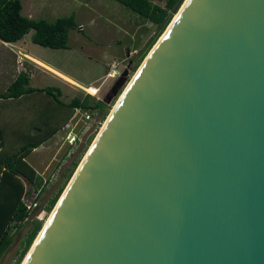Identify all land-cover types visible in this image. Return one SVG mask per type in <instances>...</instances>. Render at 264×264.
<instances>
[{"label": "water", "instance_id": "95a60500", "mask_svg": "<svg viewBox=\"0 0 264 264\" xmlns=\"http://www.w3.org/2000/svg\"><path fill=\"white\" fill-rule=\"evenodd\" d=\"M23 264H264V0L186 1Z\"/></svg>", "mask_w": 264, "mask_h": 264}, {"label": "trees", "instance_id": "16d2710c", "mask_svg": "<svg viewBox=\"0 0 264 264\" xmlns=\"http://www.w3.org/2000/svg\"><path fill=\"white\" fill-rule=\"evenodd\" d=\"M118 1L156 23L157 26L155 34L148 40L145 47L139 52L137 60L132 66V69H135L139 61L146 54L147 50L151 47L147 52L149 53L153 48L185 0H163V4L152 0ZM21 8V0H0L1 39L14 41L21 38L30 29H33V41L45 46L65 48L68 46L70 29L78 28L79 30H83V28H79V23L75 18L74 12H70L67 15L57 16L53 20H48L47 18L42 17L34 19L22 14ZM28 81L29 76L27 71L21 70L9 83L7 88L4 91H0V98H20V96L32 91H45L48 97L45 101L47 106V114H45L47 115L46 119L43 117L45 115L40 113L38 114L35 110V117H37L35 119L36 123L33 122L34 118H32L33 121L31 120L32 123L27 129H18L17 132L20 137L16 138V140L12 139L11 141L6 142L5 139L8 138L6 136L7 130L0 128V255L6 251L13 240L11 227L17 223L19 225L29 223L27 231L23 237L19 253L12 264H22V261L32 247L31 243L33 244L36 240L46 220L50 216L66 186L74 175L72 172L76 171L79 166V157L87 143L91 141L92 134L87 137L83 147L62 172V181L49 195L46 202H44L43 205L40 204L48 213L46 215V220H41L32 216L31 219L22 221L27 215L24 200L25 197L28 196L30 189L26 187L25 183L27 182L31 184L30 187L32 186L35 188L34 190H37L40 187V191L43 187V178L36 173L35 169L25 160L24 156L30 152L32 148L36 147L43 140L47 139L59 130L68 121L70 116L74 114L76 107H80L83 110H88L93 113H97L99 111L101 112V119L104 118L108 110V105L105 99L96 98L92 100V95L89 93L84 95H74L66 102L60 98L61 90L59 87L54 85L32 87L28 85ZM37 121H40V123ZM32 127L35 128V131H31ZM7 133L11 135V131H8ZM15 136H17L16 133ZM70 176L71 178L69 179ZM38 194L37 198H39ZM58 197L59 199L57 200Z\"/></svg>", "mask_w": 264, "mask_h": 264}, {"label": "rangeland", "instance_id": "374dc122", "mask_svg": "<svg viewBox=\"0 0 264 264\" xmlns=\"http://www.w3.org/2000/svg\"><path fill=\"white\" fill-rule=\"evenodd\" d=\"M152 1L163 4V0ZM31 8H33L35 12L34 16L36 18L42 17L47 18L48 20H53L57 16L67 15L70 12L75 13V18L79 23V28H83V30L71 28L69 31L68 46L65 48H59L56 52H54V54L50 52L47 53L49 57H52L64 70L70 72L72 75L76 76V78L85 82L84 85H93L94 87L92 88L94 89L96 87L95 92L91 93L86 89L90 86H83L79 84L80 87L76 90H72L70 94L74 91L80 95L89 93L92 95V100L96 98L105 99L108 105L107 113L103 119L100 118L101 112L99 111L97 113H93V116L91 114L90 118L85 119L83 116V113L85 112L80 108L79 111L76 112V116L71 120L70 124L60 129L51 139V145L57 149L56 151L58 153L48 170H53L54 167H56L54 166L56 161H63V163L60 164V167H56L52 173L54 175L53 178L50 181L43 183L44 185L39 191L38 200L39 203L43 205L49 195L62 181V172L83 147L87 137L92 134L91 141H93L92 143L90 141L85 146L79 157L80 163L84 159L99 134L101 127L108 119L117 101L136 74V70L139 69L138 66L141 61L151 48L150 47L147 50L144 57L139 61L137 67L132 69L139 52L145 47L148 40L155 34L157 26L156 23L128 8L118 0H22L23 14L26 15L27 10H30ZM40 46L44 47L43 45ZM42 49H49V46ZM51 54L52 56H50ZM144 61L145 59L143 62ZM125 69L127 70V74L123 84L116 88V93L110 94L111 96L106 99V94L110 93L109 90L114 80ZM108 71H111L113 76L107 75ZM90 78L93 79L88 81ZM44 81L48 82V84H56L61 88V90H63V88L66 90L64 83L67 85V82H63V80L55 76L48 75L44 78ZM61 96L62 98L65 97L62 93ZM88 122H90L92 126L88 128V130L78 134L75 142L70 144L65 136L67 130L74 128V131L77 133V130L85 124H88ZM76 171H73L74 174ZM47 177L48 176H44V178ZM25 184L28 189L30 188L28 196L31 197V195H33V189L35 188L32 186L30 187L31 184L27 182ZM46 219L47 216H45L44 220ZM28 226L29 223L23 225H19L17 223L11 227L13 240L6 251L0 255V264H12L14 262L21 248V243Z\"/></svg>", "mask_w": 264, "mask_h": 264}, {"label": "crops", "instance_id": "0c3cea01", "mask_svg": "<svg viewBox=\"0 0 264 264\" xmlns=\"http://www.w3.org/2000/svg\"><path fill=\"white\" fill-rule=\"evenodd\" d=\"M34 13L33 8H31L30 10H27L26 16L34 19L40 18H36ZM32 33L33 29H30L21 38L14 41H6L0 38V91H4L21 70L27 71L29 76L28 85L32 87H45L47 85H54L58 87L56 84H48V82L44 81V78L48 75L55 76L63 80V82H67V85L64 83L66 90H64V88L61 90L59 87L61 93L65 95V97L62 98L60 94V98L66 102L74 95H79L75 91L70 94L72 90H76L80 87L79 84L83 86H90L91 88L94 87L93 85H84L85 82L76 78V76L72 75L70 72L64 70L52 57H49L47 52L54 54L56 50L62 47L55 48L49 46V49H42L46 46L43 45L44 47H41L40 45L42 44L33 41ZM52 54L50 56H52ZM92 79L93 78H90L88 81H91ZM47 98L48 97L45 91H32L15 99L0 98V128L6 129L7 132L11 131V135L6 132V136L8 137L5 139L6 142L11 141L12 139L16 140V138L20 137L17 130L27 129L33 121L32 118H34L33 122H35V119L37 118L35 117V110L38 114H47V106L45 102ZM76 108L74 114L76 110L77 112L79 111ZM74 114L70 116L68 121L60 129L70 124L71 120L75 117ZM46 116L47 115L43 117L46 119ZM37 122L40 123V121ZM31 129V131H35V128L32 127ZM59 130L47 139L43 140L39 145L32 148V150L24 156L25 160L41 177L50 176L56 167H60V164L63 163V161H56L54 164L56 167L53 166L54 169H51L52 172L51 170H48L58 153L56 151L57 149L51 145V139L58 133ZM15 133L17 136H15Z\"/></svg>", "mask_w": 264, "mask_h": 264}, {"label": "built area", "instance_id": "2783aa9c", "mask_svg": "<svg viewBox=\"0 0 264 264\" xmlns=\"http://www.w3.org/2000/svg\"><path fill=\"white\" fill-rule=\"evenodd\" d=\"M107 75H112L113 76V73H111V71H108L107 72ZM96 89V87H95ZM76 109H80L79 108H76ZM83 111L85 113H83ZM82 113H83V116L85 119H88L91 117V114L93 116V112L91 111H87V110H83ZM77 112V110H76ZM75 112V114H76ZM74 114V115H75ZM76 116V115H75ZM92 125L90 122H88V124H85L84 126L80 127L78 130H77V133L74 131V128H70L67 130L66 132V139L67 141L70 143V144H73L78 136V134H80L81 132H84L86 130H88V128H90ZM53 174L48 176L47 178H43V183H45L46 181H50L52 178H53ZM44 185V184H42ZM40 187L37 189V190H34L33 189V192L31 195V197L27 196L25 197V200H24V203H25V207H26V210H27V215L25 216V218L22 220V221H26L27 219H30V217H36L38 219H41L43 220V218L48 214L46 209L40 205L39 203V200L37 198V194H38V191H39Z\"/></svg>", "mask_w": 264, "mask_h": 264}, {"label": "bare ground", "instance_id": "6f19581e", "mask_svg": "<svg viewBox=\"0 0 264 264\" xmlns=\"http://www.w3.org/2000/svg\"><path fill=\"white\" fill-rule=\"evenodd\" d=\"M186 1H187V0L184 1V3L182 4V6L180 7L179 11L175 14L174 18L172 19L171 23L168 25V27L166 28V30L163 32L162 36H163L164 33L167 31V29L170 27V25L173 23L174 19L177 17L178 13L181 11V9H182V7L185 5ZM162 36L158 39V41L155 43V45L153 46V48L157 45V43L160 41V39L162 38ZM153 48H152V49H153ZM150 51H152V50H150ZM148 54H149V53H148ZM146 57H147V56H146ZM145 59H146V58H145ZM143 63H144V62H143ZM143 63H142V65H143ZM142 65H141V66H142ZM141 66H140V67H141ZM140 67H139V69H140ZM139 69L137 70V72L139 71ZM137 72H136V73H137ZM135 75H136V74H135ZM135 75H134V77H135ZM63 77H64V76H63ZM134 77H133V78H134ZM65 78H67V77H65ZM128 85H129V84H128ZM127 87H128V86H127ZM127 87H126V88H127ZM84 88H85V87H84ZM86 89H87L89 92H91V93H94V92H95V89H94V88L89 87V88H86ZM124 91H125V90H124ZM115 106H116V105H115ZM115 106H114V107H115ZM112 111H113V110H112ZM111 113H112V112H111ZM110 115H111V114H110ZM110 115H109V117H110ZM109 117H108V118H109ZM107 120H108V119H107ZM107 120H106V121H107ZM106 121H105V123H106ZM105 123H104V125H105ZM104 125L101 127L100 132H101L102 129L104 128ZM100 132H99V134H100ZM99 134H98V135H99ZM98 135H97V137H98ZM97 137H96V138H97ZM94 141H95V140H94ZM93 143H94V142H93ZM91 146H92V145H91ZM90 148H91V147H90ZM82 161H83V160H82ZM81 163H82V162H81ZM81 163H80V165H81ZM80 165H79V167H80ZM74 175H75V174H74ZM71 181H72V179H71ZM71 181H70V182H71ZM70 182H69V183H70ZM68 186H69V184H68ZM68 186H67V187H68ZM66 189H67V188H66ZM65 191H66V190H65ZM65 191L63 192V194L61 195V197L64 195ZM61 197H60V199H61ZM60 199L58 200V202L60 201ZM58 202H57L56 206L58 205ZM56 206L54 207V209L56 208ZM54 209H53V211H54ZM53 211L51 212V214L53 213ZM51 214H50V216H51ZM50 216L48 217V219L50 218ZM43 219H45V217H44ZM48 219L46 220L45 224L47 223ZM45 224H44V226H45ZM44 226H43V228H44ZM43 228H42V230H43ZM42 230H41V232H42ZM41 232H40V233H41ZM40 233H39V235H40ZM39 235L37 236L36 240L38 239ZM36 240L34 241V243L36 242ZM34 243L32 244V247H33ZM32 247H31L30 250L28 251L26 257H27L28 254L30 253ZM26 257H25L24 260L22 261V264H23V262L25 261Z\"/></svg>", "mask_w": 264, "mask_h": 264}]
</instances>
